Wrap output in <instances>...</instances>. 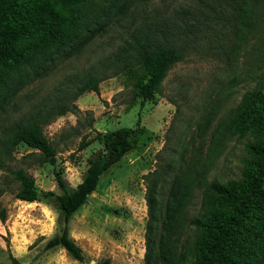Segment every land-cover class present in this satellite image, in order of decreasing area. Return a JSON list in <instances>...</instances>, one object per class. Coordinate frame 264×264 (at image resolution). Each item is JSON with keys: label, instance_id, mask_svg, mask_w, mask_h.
<instances>
[{"label": "rangeland", "instance_id": "obj_1", "mask_svg": "<svg viewBox=\"0 0 264 264\" xmlns=\"http://www.w3.org/2000/svg\"><path fill=\"white\" fill-rule=\"evenodd\" d=\"M131 6L128 17L97 36L82 54L59 59L51 73L20 90L12 100L18 108L8 106L2 119L9 124L37 108L49 110L61 98L57 91L64 80L79 82L90 72L101 77L99 93L70 98L74 111L44 124L53 163L23 145L6 160L10 169L32 176L40 192H61L56 173L75 187L88 160L101 153L102 135L120 127L132 129V149L100 177L70 221L69 234L82 249L83 260L73 259L61 247L44 249L60 232L57 210L43 201L17 199L18 182L0 169V210L6 212L0 221V264H143L149 172L169 159L177 165L187 146V157L199 151L202 158L213 151L209 178L240 176L251 136H231L216 153L212 137L246 92L264 90V21L247 27L235 0H135ZM139 29L183 56L168 70L161 90L145 101L128 72L137 67L130 61L136 53L128 48ZM100 61L108 65L101 73Z\"/></svg>", "mask_w": 264, "mask_h": 264}, {"label": "trees", "instance_id": "obj_2", "mask_svg": "<svg viewBox=\"0 0 264 264\" xmlns=\"http://www.w3.org/2000/svg\"><path fill=\"white\" fill-rule=\"evenodd\" d=\"M134 2L0 0V169L8 170L18 182L17 199L43 201L57 210L62 226L59 233L47 240L44 249L61 247L79 262L84 258L83 251L70 237V221L95 190L100 177L132 149V129L120 127L102 135L101 153L88 160L75 187H69L56 173L61 192H40L32 176L23 169H10L6 160L17 146L23 145L53 163L54 150L43 133L44 124L74 111L76 106L69 103L70 98L76 99L87 91L99 93L101 77L90 72L79 82L64 80L57 91L61 98L49 110L37 108L9 124L2 119L5 121L8 106L14 111L18 108L12 100L20 90L51 73L59 59L82 54L97 36L128 17ZM235 4L247 17L243 22L247 27L264 21V0H235ZM145 31H134L128 48L136 53L130 61L137 67L128 72L135 79L133 84L142 101L161 90L168 70L183 58L179 50L157 43ZM261 52L264 61V40ZM107 68L100 61L97 71L101 73ZM246 135L252 139L245 145L248 156L242 160L237 178H209L213 151L202 158L199 151L187 157V146L176 159L177 165L169 159L145 176L148 219L143 264H264L262 87L246 92L233 111L219 122L213 132L212 149L216 153L225 139ZM5 219L6 212L1 209L0 221Z\"/></svg>", "mask_w": 264, "mask_h": 264}]
</instances>
